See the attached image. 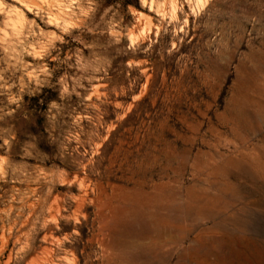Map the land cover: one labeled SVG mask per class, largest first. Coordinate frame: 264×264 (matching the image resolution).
<instances>
[{"label": "rangeland", "instance_id": "obj_1", "mask_svg": "<svg viewBox=\"0 0 264 264\" xmlns=\"http://www.w3.org/2000/svg\"><path fill=\"white\" fill-rule=\"evenodd\" d=\"M0 264H264V0H0Z\"/></svg>", "mask_w": 264, "mask_h": 264}]
</instances>
